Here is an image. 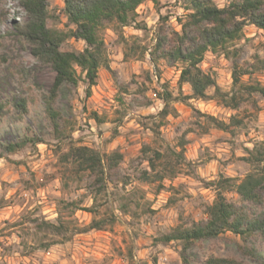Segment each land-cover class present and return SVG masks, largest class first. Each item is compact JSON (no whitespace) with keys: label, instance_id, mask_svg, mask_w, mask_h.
<instances>
[{"label":"rangeland","instance_id":"1","mask_svg":"<svg viewBox=\"0 0 264 264\" xmlns=\"http://www.w3.org/2000/svg\"><path fill=\"white\" fill-rule=\"evenodd\" d=\"M212 2L218 8L228 4ZM188 7L185 0H146L130 25L105 23L97 85L86 97L78 69V85L60 87L55 107L63 120L55 132L43 103L54 71L35 59L18 35L15 24L27 17L19 2L0 0V103L10 112L0 120V264H183L181 244H164L161 237L178 226L207 220L206 207L216 198L209 183L221 176L243 179L252 170L244 157L255 146L264 149V96L233 86V60L258 69L249 68L251 74L242 76L241 84L264 86V64L256 62L264 60V33L248 25L230 48L232 54L209 51L199 65L222 93L236 96L238 108L226 106L215 87L208 89L207 99L187 100L191 87L180 83L185 64L151 61L149 49L157 41L164 48L175 44L188 23ZM47 11L48 28L63 33L74 29L63 0H48ZM61 48L81 52L85 44L70 38ZM165 91L172 96L167 106ZM19 97L28 102L23 115L14 107ZM220 124L231 125V130ZM193 141L202 145L190 156L187 148ZM23 142L15 152L5 150ZM78 146L108 156L118 152L123 158L117 166L105 164L100 183L67 159ZM224 195L248 214L264 215V206L243 204L234 190ZM95 220L104 223L103 230L76 233ZM241 245L240 237L227 232L197 243L190 261L204 264L214 256L259 264L241 255ZM246 245L264 258V240L251 238Z\"/></svg>","mask_w":264,"mask_h":264},{"label":"trees","instance_id":"2","mask_svg":"<svg viewBox=\"0 0 264 264\" xmlns=\"http://www.w3.org/2000/svg\"><path fill=\"white\" fill-rule=\"evenodd\" d=\"M25 10L27 17L23 23H16L15 29L30 45L32 56L40 63L48 65L54 71L55 77L49 92L43 96L46 117L58 132L62 126V116L55 107L58 91L63 84L76 87L80 74L84 75L86 83V97L91 96L92 88L97 85L98 72L104 57L105 43L100 31L105 23L117 22L128 26L135 21V11L146 0H63L64 14L69 23L74 26L68 33L51 30L47 26L48 0H17ZM154 1V0H153ZM191 13L188 23L183 25L182 33L177 34V40L172 47L164 48L161 41H157L154 50L150 53L151 61L157 58L180 61L185 64L180 75V83H188L192 94L190 99L204 100L208 98L210 87L216 88V95L228 107L236 109L239 103L235 95L222 93L214 79L205 74L199 67L206 52L223 51L232 54L229 50L233 43L242 36L243 29L254 26L264 33V0H228L223 8H218L212 0H185ZM70 38L81 40L85 48L81 52L63 51L62 44ZM1 46V42H0ZM158 51L161 56L157 57ZM237 54V50L232 51ZM234 55V56H235ZM257 63L264 60L256 59ZM249 68L257 67L251 65ZM249 68L242 67L233 60V86L239 85L247 95L260 94L264 96V86L257 84H241L240 78L249 73ZM163 101L167 106L172 96L165 91ZM14 107L23 115L28 112V102L19 97L14 101ZM165 111H163L164 113ZM10 115L4 103H0V120ZM98 119L97 115H94ZM99 120V119H98ZM224 131H230L231 125L220 124ZM23 143L9 144L5 150L9 153L21 148ZM255 146L248 150V157L244 160L252 166V170L243 178L220 177L209 183L216 191L213 203L206 207L207 220L194 222L189 227L178 226L169 234L161 237L164 244L179 242L180 256L183 264H192L189 252L197 243L215 239L227 232L243 240L239 252L245 258L254 259L264 264V258L256 254L247 242L251 238L264 240V215L248 214L241 206L230 202L224 192L234 190L243 204L249 206H264V149ZM76 161L78 166L97 177V181H105V164L117 166L122 160L121 153L114 152L111 156L100 154L94 149L85 146L72 147L66 155ZM106 161V163H105ZM151 162V161H150ZM154 169L153 162L149 163ZM148 178V173H145ZM55 231H62L61 226L49 225ZM104 223L93 221L88 227L77 228L76 233H86L91 230H103ZM204 264H237L235 259L210 257Z\"/></svg>","mask_w":264,"mask_h":264},{"label":"crops","instance_id":"3","mask_svg":"<svg viewBox=\"0 0 264 264\" xmlns=\"http://www.w3.org/2000/svg\"><path fill=\"white\" fill-rule=\"evenodd\" d=\"M201 145H202V143L200 141H193V142L189 143L188 144V148H187L188 155H190V156L192 155L193 156V153L192 152L197 151V148H199Z\"/></svg>","mask_w":264,"mask_h":264},{"label":"built area","instance_id":"4","mask_svg":"<svg viewBox=\"0 0 264 264\" xmlns=\"http://www.w3.org/2000/svg\"><path fill=\"white\" fill-rule=\"evenodd\" d=\"M141 6H142V4L139 7H141ZM149 51H151V49H149Z\"/></svg>","mask_w":264,"mask_h":264}]
</instances>
